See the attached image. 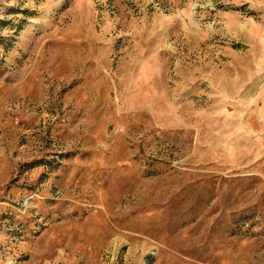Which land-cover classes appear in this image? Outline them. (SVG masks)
I'll return each mask as SVG.
<instances>
[{
  "label": "rangeland",
  "instance_id": "rangeland-1",
  "mask_svg": "<svg viewBox=\"0 0 264 264\" xmlns=\"http://www.w3.org/2000/svg\"><path fill=\"white\" fill-rule=\"evenodd\" d=\"M0 264H264V0H0Z\"/></svg>",
  "mask_w": 264,
  "mask_h": 264
},
{
  "label": "flooded vegetation",
  "instance_id": "flooded-vegetation-1",
  "mask_svg": "<svg viewBox=\"0 0 264 264\" xmlns=\"http://www.w3.org/2000/svg\"><path fill=\"white\" fill-rule=\"evenodd\" d=\"M249 223L245 222L242 227H248Z\"/></svg>",
  "mask_w": 264,
  "mask_h": 264
}]
</instances>
